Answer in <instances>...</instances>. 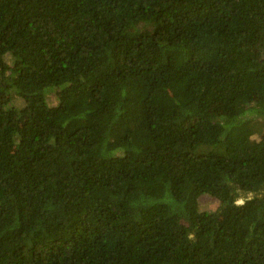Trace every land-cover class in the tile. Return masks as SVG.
<instances>
[{
    "label": "trees",
    "instance_id": "16d2710c",
    "mask_svg": "<svg viewBox=\"0 0 264 264\" xmlns=\"http://www.w3.org/2000/svg\"><path fill=\"white\" fill-rule=\"evenodd\" d=\"M257 7L0 0V264H264Z\"/></svg>",
    "mask_w": 264,
    "mask_h": 264
},
{
    "label": "rangeland",
    "instance_id": "374dc122",
    "mask_svg": "<svg viewBox=\"0 0 264 264\" xmlns=\"http://www.w3.org/2000/svg\"><path fill=\"white\" fill-rule=\"evenodd\" d=\"M255 11H256V14H257L258 18L260 19V21H261L262 24L264 25V9H260V8L257 7V8L255 9ZM214 138H216V135H210V136H209V139H214ZM244 193H245V192H243V194H244ZM206 203H207V200H206ZM208 203H209V205H213V204H214V201L208 199Z\"/></svg>",
    "mask_w": 264,
    "mask_h": 264
}]
</instances>
